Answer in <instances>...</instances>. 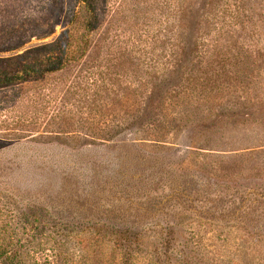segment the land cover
<instances>
[{
  "label": "trees",
  "instance_id": "16d2710c",
  "mask_svg": "<svg viewBox=\"0 0 264 264\" xmlns=\"http://www.w3.org/2000/svg\"><path fill=\"white\" fill-rule=\"evenodd\" d=\"M92 1L75 0L77 6L64 30L25 51L21 58L27 62L20 69L10 73V67L0 61V88L32 77L45 82L87 55L95 23ZM168 2L165 61L160 66L155 60L144 72L145 83L126 81V72L120 74L124 77L118 83H112L117 78L109 83L102 71L94 75L93 63L87 65L91 94H86V120L100 127L89 138L111 141L130 130L162 138L169 129L186 128L189 121L194 128L211 131L237 119L264 132V0ZM85 10L86 19L81 17ZM82 25L86 29L80 30ZM172 117L180 122L173 118L172 125ZM103 124L110 126L106 133ZM126 157L116 160L119 167L113 166L116 179L104 180L101 189L98 183L96 188H83L86 195L101 192L109 196L119 188L123 202L118 214H111L112 222L86 218V226L79 228L83 224L72 222L69 212L57 217L39 206L16 211L8 202L0 204V264H264V243L258 245L264 242V184L239 192L237 187L210 182L212 178L204 171L192 175L189 184L173 180L167 187L175 195L174 202L168 200L164 208L165 215L168 209L173 214L155 226L148 221L158 217L168 197L140 198L123 177L132 159ZM102 171L110 172L106 167ZM139 183L141 189L146 187ZM210 184L224 186L215 191L228 195L234 204L225 208L218 196L208 200ZM42 190L52 193L54 188L48 185ZM130 195L136 197L135 208L130 206ZM131 209L134 215L128 213ZM233 223L238 225L233 227ZM245 232L247 237L233 248L234 235ZM70 243L73 249L68 248Z\"/></svg>",
  "mask_w": 264,
  "mask_h": 264
},
{
  "label": "rangeland",
  "instance_id": "374dc122",
  "mask_svg": "<svg viewBox=\"0 0 264 264\" xmlns=\"http://www.w3.org/2000/svg\"><path fill=\"white\" fill-rule=\"evenodd\" d=\"M168 4V0H93L95 23L87 55L45 82L38 83L32 77L0 88V204L8 202L16 211L39 206L57 217L69 212L72 222L83 224L79 228L86 226V218L112 222L111 214L117 215L118 205L123 202L122 194H117L119 188L111 191L116 193L114 196L101 192L86 195L83 188H96L98 183L101 189L104 180L116 179L117 168L113 166L119 167L116 160L123 161L126 155L132 159L123 177L133 185L132 190L140 198L168 197L158 217L148 221L155 226L167 222L173 214L169 209V215L164 213L167 201L174 202L175 195L169 194L167 187L173 180L189 184L192 175L204 171L212 178L210 182L229 185L230 189L237 187L239 192L253 191L264 184V132L242 123L243 119L209 131L194 128V122L187 124L185 118L186 128L169 129L162 138L134 130L111 141L89 138L100 127H92L91 120H86V94H91L87 65L93 63L94 75L102 71L110 78L109 83L116 78L112 83H118L125 72L126 81L145 83L144 72L152 68L155 60L160 66L165 61ZM76 6L75 0H0L1 65H8L10 73L24 66L27 59L21 58L22 54L58 37ZM81 17L86 19V10ZM84 29L82 25L80 30ZM120 56L122 59L117 60ZM173 118L175 123L180 122L178 117H172V125ZM105 126L102 129L106 133L110 126ZM104 167L110 172L102 171ZM139 182L146 183V187L141 189ZM48 185L54 188L52 193L43 192L42 187ZM102 187L105 192L106 186ZM216 188L225 187L212 185L208 200L218 196L225 208L234 204ZM129 197L130 206L135 208L136 197ZM128 213L134 215L133 209ZM177 219L180 221L181 216ZM234 237L233 248L247 233ZM72 243L68 248L73 249ZM242 251L246 252V248Z\"/></svg>",
  "mask_w": 264,
  "mask_h": 264
}]
</instances>
